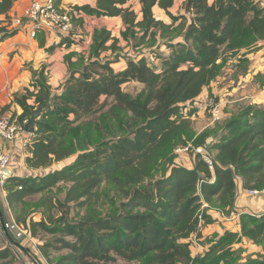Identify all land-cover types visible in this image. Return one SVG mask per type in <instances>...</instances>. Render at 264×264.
<instances>
[{
    "label": "trees",
    "instance_id": "1",
    "mask_svg": "<svg viewBox=\"0 0 264 264\" xmlns=\"http://www.w3.org/2000/svg\"><path fill=\"white\" fill-rule=\"evenodd\" d=\"M16 1L0 0V14L6 16V25L0 22V43L17 33L8 29ZM127 2L94 0L77 5L72 13L121 17L129 51L111 31L96 29L87 60L84 54L73 60L77 52L65 56L69 76L59 93H53L43 68L33 70V89L13 94L22 109L20 120H30L37 108L46 107L26 156L28 168L42 170L76 157L49 173L10 175L5 188L10 207L16 209L28 196L68 185L63 204L75 202L83 208L78 220H70L67 211L50 215L48 221L17 215L32 237L42 229L72 238L42 245L46 258L49 246L68 247L71 253L60 262L107 264L121 257L138 264H237L241 250H235V244L248 239L264 249V214L243 213L239 230L206 237L210 248L203 254L193 255L191 250L193 239L202 237V228L215 222L212 209L225 215L234 211L239 181L245 189L264 192V105H244L221 126L201 133L192 127L197 108H188L187 113L183 108L195 103L222 74L227 55L248 69V54L264 41V0H185V13L178 16L170 11L175 0H141V20ZM156 4L167 11L172 24L155 16ZM74 20L77 24L83 18L76 15ZM44 33L39 36L41 46ZM51 35L55 41L56 34ZM158 36L170 53L159 50L163 61L156 67L147 52L158 50L150 49ZM82 41L73 34L61 36L49 50ZM120 58L127 66L116 71L113 63ZM131 81L144 84L139 94L123 88ZM10 107H2L0 115ZM189 142L211 153L213 168L200 151L194 152L192 167L176 162L175 149ZM159 171L163 173L156 177ZM0 264L24 263L8 245L0 247ZM242 264H264V256Z\"/></svg>",
    "mask_w": 264,
    "mask_h": 264
},
{
    "label": "crops",
    "instance_id": "2",
    "mask_svg": "<svg viewBox=\"0 0 264 264\" xmlns=\"http://www.w3.org/2000/svg\"><path fill=\"white\" fill-rule=\"evenodd\" d=\"M31 0H17L9 12V15L14 17L21 15L26 6ZM185 0H175V4L170 11L175 15H182L185 13L183 3ZM60 4L76 11L77 5H83L85 3H94V0H58ZM126 6L132 7L138 14V20L142 19V6L141 0H128ZM155 16L163 20L166 24H172L173 21L167 14V11L156 4L153 7ZM83 18L81 23L77 22L76 29L78 35L76 39H83L79 45H72L70 47L54 46V43L60 41V37H56L55 41L50 33L45 34V45H40V37L32 40L29 34L21 30L16 34L6 38L0 43V110L6 104H11L10 109L16 108L18 114L22 113L21 107L14 102L13 93L17 91H25V88H31V82L33 79V70L45 69L48 81L52 86L53 93H59L62 89L63 83L69 76L68 64L65 60V56L71 52H77V56L73 57L76 60L79 54H84L86 60L89 57L91 44L93 43V35L96 29L106 28L111 31L112 36L116 37L120 41V45L126 47V42L122 38V32L126 28V25L121 17H103L97 18L85 14L84 12H77V18ZM5 15L0 14V22L2 25H6ZM176 22L175 25H177ZM158 43L150 49H158L161 52H170V49L163 44L160 36H158ZM112 42V40L110 41ZM129 47L125 48L128 51ZM146 51V49H143ZM108 53H112L109 50ZM250 59L248 69H244L240 66L239 60L235 59L232 65L227 71L220 76L205 90L207 92L212 91L213 94H217L216 102L225 109L226 118H229L233 113H236L239 108L248 104L264 105V41L260 42L258 48L252 51L247 56ZM119 65L121 70L125 69L127 62L121 59L113 63V67ZM206 92L197 98V100L207 99ZM33 103V100H30ZM198 103V102H195ZM203 126V125H202ZM208 127L203 126L198 131L202 132ZM30 135L26 139L27 146H20L15 144L13 147L14 162L8 170V176H20L24 177L30 173L43 172L44 169L31 170L26 163V156L29 154V149L32 144V137ZM192 167V166H191ZM46 173V172H43ZM238 197L234 211L239 216L243 213H247L250 209L252 211H264V192L259 194H249L248 190L243 187L242 181H239ZM7 190L0 191V209L6 213H10L11 207L7 199ZM213 216V210H211ZM223 214V213H222ZM238 220V219H237ZM208 226V225H207ZM205 226V227H207ZM239 221L234 222L232 228L227 230H239ZM203 229V228H202ZM2 234L0 233V237ZM7 236V235H6ZM197 237V236H196ZM207 237V236H206ZM33 238V237H32ZM9 239V238H8ZM27 239H25L26 241ZM5 247V246H3Z\"/></svg>",
    "mask_w": 264,
    "mask_h": 264
},
{
    "label": "rangeland",
    "instance_id": "3",
    "mask_svg": "<svg viewBox=\"0 0 264 264\" xmlns=\"http://www.w3.org/2000/svg\"><path fill=\"white\" fill-rule=\"evenodd\" d=\"M42 1L46 2L47 0H42ZM151 52H153V51H151ZM151 52L150 51L147 52L149 59L150 58L152 59V57H154V60H152V62L154 61L153 62L154 65L156 67H159V64L162 63V61H163L161 59V58H163V53L166 54L167 51H163V53H161L159 50H155V54H154V52L153 53H151ZM166 55H169V54H166ZM101 60L105 61L106 59H101ZM111 60H113V59H111ZM227 60L229 63L226 65L222 74L225 73L227 71V69L233 64L232 63L233 62L232 56L227 55ZM114 68L116 71L121 70L120 69L121 67L119 65L114 66ZM184 68H186V66H184ZM123 88L126 91L131 92L134 95H137L143 90L144 84L141 82H138V81H131L129 83L124 84ZM204 91L206 92V95L208 96L207 99H204V100L201 99V100L195 101L198 103H193V104L187 103L186 106L183 108V111L185 113H187L188 108H191V107L197 108V112L192 117V127L196 133L201 129V127H203L205 125L206 126L207 125L213 126V128H216L218 125L221 126L224 123V121L226 120V119H223L222 121L213 122L209 102L213 101L217 104V102H216V98H217L216 95L217 94H212L211 92H207V90H205V89H204ZM17 92L24 93V91H22V90L17 91ZM101 100L104 101L105 96H103L101 98ZM6 105H8V104H6ZM6 112L12 113L14 116L20 115V114H18V110H16V108H14V107H13V109H9ZM209 128H212V127H209ZM31 137L33 139V136H31ZM192 144H193L192 142H189L186 146L185 145L178 146V148L175 149V153L177 155L176 162L181 163V164L186 165V166H192L193 165L192 159L194 156V152H198L200 150H198L199 147H196ZM205 150H207L206 147H205ZM75 157L76 156H73V157H70V158L63 160L61 162L55 163L52 166L45 168L43 172L49 173V172L54 171L56 168H62V166L66 165L68 163H71ZM41 173L42 172H38L37 174H41ZM162 173H163L162 171H159L156 173L155 176L160 177L162 175ZM67 187H68V185L61 184L60 186H57L56 188H52L50 190L42 191L40 193L28 196L25 199V202L23 204H19L16 209H11L12 211L10 213H8V219L16 220L18 222L17 215H21L23 218L25 217L26 220H28V221L32 220V219L37 220V221L44 219V220L48 221L49 220L48 217L50 215L51 216L52 215L60 216L61 213H64V211H67L68 217L70 220H72V221L78 220L84 214L83 208L78 206L75 202H69V203L63 204L65 202ZM113 195H115V191L111 192V197ZM204 206H208V204H205ZM212 210H213V213L215 215L214 216L215 222L213 224H209L207 227H203V229H202L203 235L201 238H199L203 242V244H200L202 242H200V240L198 241V239H197L198 237H195L193 239L194 240L193 244H195V246L193 245V248L191 250L193 255L205 253L210 248V244L206 245V243H207L206 239L212 238V237L214 239L216 237V234H218V233L222 234L228 228H232L234 226V222L239 221V215L236 214L235 211H234V213L231 212L229 215H225V214H222L221 212L216 211L214 209H212ZM252 210L253 209H250L249 211H252ZM252 212H255V211H252ZM255 213L261 215V214H264V211H256ZM239 229H240V226H239ZM1 234H2V236L0 237V247L11 245L13 247V250L17 254L18 262H22L24 264H27L28 257L26 255L25 249H22V248H19V247L13 245L4 233H1ZM65 236L66 235H64L62 233L51 234L49 232L43 231L42 229H39L37 236H35L33 238L27 237L26 241L20 240L19 242H22L23 247H25L26 249H29L30 251H32V253L36 254L39 257L42 264H70L69 262L68 263L67 262H60L61 258L65 257L69 253H71V250L68 247H63L62 244H60V243H58V245L56 244L55 246H49L47 248L48 252H49V256L47 258L44 257L41 253L42 245H44L45 243H55V240L59 237L66 238V239H72L69 236H66V237ZM206 236H207V238H206ZM234 248H235V250H241L240 251V260L238 261L237 264H242V263L246 262L247 259H249L250 257L251 258H258L260 255L264 256V249L262 248V246L257 245L248 239H245L244 241H242L238 244H235ZM107 264H138V263L137 262H130V261H127L121 257H118L114 262L111 261Z\"/></svg>",
    "mask_w": 264,
    "mask_h": 264
},
{
    "label": "built area",
    "instance_id": "4",
    "mask_svg": "<svg viewBox=\"0 0 264 264\" xmlns=\"http://www.w3.org/2000/svg\"><path fill=\"white\" fill-rule=\"evenodd\" d=\"M57 0H31L26 6L24 12L21 15L13 17L11 23L8 25L9 31L16 30L17 32L26 31L32 40L38 39L41 33H53L56 37L70 36L76 38L75 30L76 23L74 16L77 13L72 11L62 4H57ZM53 37V36H51ZM212 120L213 122L221 121L225 118V112L220 104L215 102H209ZM29 123V119H19L18 116H14L12 113L5 112L0 115V191H4L8 176V170L14 162L13 147L15 144L20 146H27L26 139L32 133L26 130V126ZM198 150L203 154V158L208 163L210 168H213V159L209 152L204 151L203 147H199ZM249 194L257 195L259 190L247 189ZM234 213V211H232ZM247 213L257 214L252 211ZM4 214V221L0 216V233L6 234L7 230L18 240H25L27 237L31 238V232L27 226L16 220H10ZM259 216V214H258ZM28 257L27 264H42L39 257L33 253H26Z\"/></svg>",
    "mask_w": 264,
    "mask_h": 264
},
{
    "label": "water",
    "instance_id": "5",
    "mask_svg": "<svg viewBox=\"0 0 264 264\" xmlns=\"http://www.w3.org/2000/svg\"><path fill=\"white\" fill-rule=\"evenodd\" d=\"M45 108H46L45 106L39 107L31 115L29 123L26 126V130L29 133H32V134L35 133L37 120L40 118V116H41L42 112L45 110ZM0 216H1L2 221H4V214H3L1 209H0ZM5 232H6V235L9 238V240L11 241L12 244H14L16 246H19V247H22L21 243L16 241V239L7 230H5Z\"/></svg>",
    "mask_w": 264,
    "mask_h": 264
},
{
    "label": "clouds",
    "instance_id": "6",
    "mask_svg": "<svg viewBox=\"0 0 264 264\" xmlns=\"http://www.w3.org/2000/svg\"><path fill=\"white\" fill-rule=\"evenodd\" d=\"M225 115H226V113H225ZM226 117V116H225ZM225 119V118H224ZM222 121V120H221ZM218 122V121H217ZM6 235V234H5ZM13 236V235H12ZM14 237V236H13ZM15 238V237H14ZM16 239V238H15ZM27 239V238H26ZM16 241H20V240H18V239H16ZM11 242V241H10ZM21 243V245H22V242H20ZM14 245V244H13ZM16 246V245H15ZM17 247H19V246H17ZM19 248H22V249H26L25 247H19ZM26 251V250H25Z\"/></svg>",
    "mask_w": 264,
    "mask_h": 264
}]
</instances>
